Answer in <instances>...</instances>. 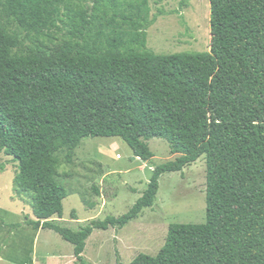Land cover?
Returning <instances> with one entry per match:
<instances>
[{"label":"trees","instance_id":"1","mask_svg":"<svg viewBox=\"0 0 264 264\" xmlns=\"http://www.w3.org/2000/svg\"><path fill=\"white\" fill-rule=\"evenodd\" d=\"M209 6V51L160 55L146 48L148 0H0V155L17 163L26 224L72 245L77 264L94 230L126 227L153 207L163 175L202 156L205 223L170 225L155 257L129 264H264V0ZM98 137L143 162L146 142L162 139L177 157L126 214L75 232L54 219L67 197L59 154L71 164Z\"/></svg>","mask_w":264,"mask_h":264},{"label":"rangeland","instance_id":"2","mask_svg":"<svg viewBox=\"0 0 264 264\" xmlns=\"http://www.w3.org/2000/svg\"><path fill=\"white\" fill-rule=\"evenodd\" d=\"M154 24L146 31V48L155 54L204 53L210 49L209 0H148ZM161 12L162 14H158ZM151 162L135 159L118 138H90L61 160L57 182L64 187L61 219L56 224L78 231L93 220L118 218L142 196L156 166L174 161L166 141L146 142ZM0 264H77L73 246L49 230H33L32 210L14 192L17 163L0 155ZM205 157L180 173L165 174L152 208L143 209L123 229L94 230L82 254L87 264H129L137 255L155 257L172 224L205 223Z\"/></svg>","mask_w":264,"mask_h":264},{"label":"crops","instance_id":"3","mask_svg":"<svg viewBox=\"0 0 264 264\" xmlns=\"http://www.w3.org/2000/svg\"><path fill=\"white\" fill-rule=\"evenodd\" d=\"M136 159V158H135Z\"/></svg>","mask_w":264,"mask_h":264}]
</instances>
